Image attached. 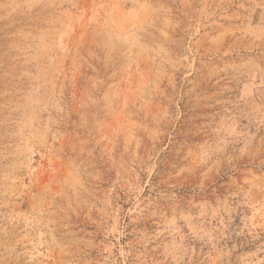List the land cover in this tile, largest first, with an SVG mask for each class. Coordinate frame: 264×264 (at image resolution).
<instances>
[{"label": "rangeland", "instance_id": "rangeland-1", "mask_svg": "<svg viewBox=\"0 0 264 264\" xmlns=\"http://www.w3.org/2000/svg\"><path fill=\"white\" fill-rule=\"evenodd\" d=\"M0 264H264V0H0Z\"/></svg>", "mask_w": 264, "mask_h": 264}]
</instances>
